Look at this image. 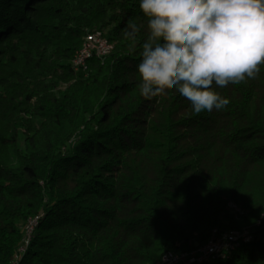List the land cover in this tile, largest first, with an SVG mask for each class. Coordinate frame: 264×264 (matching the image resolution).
Listing matches in <instances>:
<instances>
[{
  "label": "trees",
  "instance_id": "trees-1",
  "mask_svg": "<svg viewBox=\"0 0 264 264\" xmlns=\"http://www.w3.org/2000/svg\"><path fill=\"white\" fill-rule=\"evenodd\" d=\"M135 17L139 0H0V264H155L244 225L249 240L202 264H264V69L218 89L225 110L146 100L122 38ZM95 30L113 48L76 70Z\"/></svg>",
  "mask_w": 264,
  "mask_h": 264
},
{
  "label": "clouds",
  "instance_id": "clouds-1",
  "mask_svg": "<svg viewBox=\"0 0 264 264\" xmlns=\"http://www.w3.org/2000/svg\"><path fill=\"white\" fill-rule=\"evenodd\" d=\"M139 9L144 20L130 18L122 38L139 48L146 100L175 90L195 114L225 110L230 99L218 89L264 69V0H139Z\"/></svg>",
  "mask_w": 264,
  "mask_h": 264
},
{
  "label": "built area",
  "instance_id": "built-area-1",
  "mask_svg": "<svg viewBox=\"0 0 264 264\" xmlns=\"http://www.w3.org/2000/svg\"><path fill=\"white\" fill-rule=\"evenodd\" d=\"M87 40H94L96 42V49H86ZM108 40L107 36L100 31L88 34L81 44L80 49L74 55L72 60L74 68L77 70L81 68V66H86V60L98 54L100 47L108 46ZM37 220L29 222V230L25 232L26 242H28L32 234V227ZM240 235H247V233H234V237ZM248 237H250V235H248ZM230 238L231 237L216 235V233L209 234L208 238L203 243L197 244L192 248L166 251V259L161 264H200L204 262L227 260L230 253L237 247L230 245Z\"/></svg>",
  "mask_w": 264,
  "mask_h": 264
},
{
  "label": "bare ground",
  "instance_id": "bare-ground-1",
  "mask_svg": "<svg viewBox=\"0 0 264 264\" xmlns=\"http://www.w3.org/2000/svg\"><path fill=\"white\" fill-rule=\"evenodd\" d=\"M112 48H113V44L108 40V46L100 47L99 53L95 54L94 57H98L102 59L111 52ZM86 49H96V42L94 40H87ZM81 68L85 69L86 66H81ZM227 206L228 208H233V209L237 208V204L234 203L233 201H229ZM37 218L38 217L36 216L28 220L25 226V232H28L29 230V222H31L32 220H37ZM36 224H37V221L32 227V232ZM243 232L247 233V235H240V236L234 237V233H243ZM215 233L216 235H222L223 237H231L230 245H234V246H238L242 241L249 240L250 238L248 237V235H250L249 228H240V229L239 228H225V229L213 228L210 234H215ZM21 250H23V248H21ZM165 259H166V252L160 257V259L155 264H161L163 263V261H165ZM221 261H224V260H221ZM221 261H218V262H221ZM204 263H209V262H204Z\"/></svg>",
  "mask_w": 264,
  "mask_h": 264
},
{
  "label": "rangeland",
  "instance_id": "rangeland-1",
  "mask_svg": "<svg viewBox=\"0 0 264 264\" xmlns=\"http://www.w3.org/2000/svg\"><path fill=\"white\" fill-rule=\"evenodd\" d=\"M97 31H100V32H102L105 35V32L102 31V30H95V31H93L91 33H94V32H97ZM85 38H84V40H85ZM232 201L237 204V208L233 209V208H228V206H227V216H230V218H232L234 220H239L244 214H246L248 212V209L243 208L237 201H235V200H232ZM257 223H259V220L257 221ZM234 228H237V227H234ZM238 228L239 229L240 228H249V226L248 225H244V226H241V227H238Z\"/></svg>",
  "mask_w": 264,
  "mask_h": 264
}]
</instances>
